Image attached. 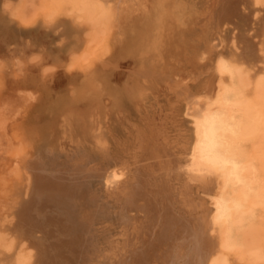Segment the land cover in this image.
Listing matches in <instances>:
<instances>
[{
  "label": "bare ground",
  "instance_id": "obj_1",
  "mask_svg": "<svg viewBox=\"0 0 264 264\" xmlns=\"http://www.w3.org/2000/svg\"><path fill=\"white\" fill-rule=\"evenodd\" d=\"M198 3L196 18L206 29L197 31L200 45L194 52L202 64L223 46L224 26L243 25L246 33L233 36V53L217 52L211 65L201 66H212L216 80L212 92L205 87V92L193 93L191 79H174L176 69L166 77L177 102L183 103L189 135L181 132L174 147L163 126L154 123L155 129L136 131L133 151L113 155L115 146L110 149L99 128L92 132L99 159L83 154L70 164L44 155L30 157L34 143L14 133L9 140L10 175L22 200L0 222V264H264V0ZM183 5V0H1L0 18L10 16L26 27L40 18L48 25L69 19L85 30L72 54L71 67L76 69L105 64L113 43L141 19L153 23L147 51L153 54L150 62L157 63L163 58L157 57L163 33L170 22L182 23ZM18 65L23 68L21 62ZM156 71L143 68L140 74L152 80L163 76L164 70ZM26 96L34 99L33 93ZM6 123L0 122L1 129ZM96 183L100 189L95 191ZM110 206L120 220L122 238L106 241L110 246L104 249L93 244L91 235L95 217L109 214Z\"/></svg>",
  "mask_w": 264,
  "mask_h": 264
},
{
  "label": "rangeland",
  "instance_id": "obj_2",
  "mask_svg": "<svg viewBox=\"0 0 264 264\" xmlns=\"http://www.w3.org/2000/svg\"><path fill=\"white\" fill-rule=\"evenodd\" d=\"M198 1L199 0H183L184 5L180 14L182 23H169V25L172 24L170 28L167 29V33L166 31L163 33L164 37L159 42L160 45H162L159 47L157 53L158 58L159 56L163 58L158 59L157 63V59H154L155 62L151 63L153 59L151 55L153 54H148L147 51V42L152 41L154 33L151 20H137L128 26L126 30L128 33L125 32L119 41H115V44L113 43L112 50L114 53L111 50L109 56L104 59L105 64L103 62H95L89 68L78 67L73 69L71 67L72 54L75 51L74 49H77V45L83 42L85 30H80L73 25L69 19H61L54 24L48 25L43 18H40L34 25L26 27L15 21L12 22L10 16H8V19L0 18V62L4 63L0 66V122H7L5 124V129H1L0 126V222L3 221L6 211L10 212V209L14 207L16 201L22 200L17 196L16 188L13 186L12 177L10 175L12 166L10 163L11 153L9 150L11 143L9 140L16 132L20 133L25 139L28 138L27 140L29 143L30 141L34 143L32 145L30 143V157L44 155L56 161L70 164L83 154L99 159L98 156L100 155L97 151L96 141L92 133L99 128H101L106 135L110 149L115 146L111 149L113 155H119L129 150L130 152L133 151L138 134L137 132L146 130L148 126H150V129H155L154 127L156 124L154 123H157L156 126L160 129L163 126L161 130L166 133L168 138L171 137V142L170 140L169 142L172 146L174 145V147L181 141L179 140L181 138V132L189 135L190 124H186L184 121L183 103L180 104L177 102V94L173 91L174 94L172 90L169 89V82L166 77L169 76V73L172 72L173 69H176L178 72L174 79L181 82L191 79L188 86L193 93L205 92V87H207L206 92H212L216 85L212 66L208 69H202L201 66L205 64L211 65L214 61L213 57H215V53L217 52L233 53L234 51L232 50L231 44L233 36L238 33L241 35L246 33V28L243 25H241V27H236L232 24L224 26L222 32L224 40L223 46L215 50V52L210 53L208 59L202 64V61L200 62L199 58L196 56L197 52H194L200 45V41H198L197 38L199 33H197V31L200 32V29H206L204 25L198 23L200 20V18H198L200 15V8H198L200 5ZM195 13H198L197 18ZM188 19L189 22L192 21V23L188 24ZM148 23L149 25L147 26ZM139 27L142 29H138ZM175 27L178 30L175 29ZM187 30L189 33L185 32ZM253 32H255L254 29L251 33ZM133 38L136 39L133 41ZM135 41L138 44H136ZM178 41L182 44H179ZM129 45L135 46V48L133 49V47ZM167 55L170 58H168ZM113 56L114 58L112 60L108 59ZM36 57L37 59L32 61V59ZM19 62L23 64V68L19 67ZM25 63H27V65ZM24 64L26 66H24ZM157 64H159V66ZM197 64L201 65L199 66ZM151 67H155L157 71L161 72L164 70L163 76L156 75L153 77V80L152 77H150L151 79L146 78V80L140 74V71L143 68L150 70ZM180 68H182V70ZM45 70L48 71L45 72ZM94 77L96 79H94ZM195 77H197V79L192 80ZM23 79L25 81H23ZM32 79L35 81H32ZM91 79L94 82L91 81ZM151 81L153 82L151 83ZM208 83L210 85H208ZM32 84L37 86H32ZM39 87H41V89ZM144 91L148 92L146 93ZM27 93H33L34 99H28L26 96ZM39 96L43 98L42 101ZM154 111L155 115L153 114ZM32 118L33 120H31ZM144 120L145 122H143ZM133 126L135 127L133 128ZM110 127L111 129H109ZM131 130H133V132ZM29 137H31V139ZM33 139L35 140L33 141ZM99 186L100 185L96 183L94 190L96 191L97 188L100 189ZM108 212L109 214L107 215L102 214V217L101 214H97L95 217V226L93 227L91 235V238L95 240H92L93 244L104 249L109 248L108 246H110L111 240L119 241L122 238V227L121 224H119L120 220L111 206ZM108 221L109 223H107ZM99 241L100 244H102L101 246L98 243ZM106 241L108 243L109 241L111 242L108 244Z\"/></svg>",
  "mask_w": 264,
  "mask_h": 264
}]
</instances>
